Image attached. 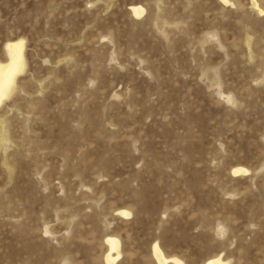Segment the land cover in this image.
I'll return each mask as SVG.
<instances>
[{
	"label": "rangeland",
	"instance_id": "obj_1",
	"mask_svg": "<svg viewBox=\"0 0 264 264\" xmlns=\"http://www.w3.org/2000/svg\"><path fill=\"white\" fill-rule=\"evenodd\" d=\"M230 1L0 0V264H264V0Z\"/></svg>",
	"mask_w": 264,
	"mask_h": 264
},
{
	"label": "bare ground",
	"instance_id": "obj_2",
	"mask_svg": "<svg viewBox=\"0 0 264 264\" xmlns=\"http://www.w3.org/2000/svg\"><path fill=\"white\" fill-rule=\"evenodd\" d=\"M221 1L225 4H233L230 0ZM256 7L260 13H264V9L260 8L258 4H256ZM131 11L135 16L140 17L146 10L143 6L137 4L131 6ZM4 50L6 58L0 60V107L11 99L16 90L19 77L25 73L27 68L24 38L5 42ZM9 77H11L10 82ZM1 134L4 136L5 130H2ZM0 139L3 140L4 137H0ZM248 172L249 169L241 165L235 166L232 170L233 175ZM118 214L127 218L132 215V212L128 209H119ZM105 241L108 246L105 254L106 264H115L122 255L121 240L116 236H107ZM152 254L158 264H184V261L178 256H167L157 240L152 244ZM231 262L232 259L224 258V253H219L208 258L204 264H231Z\"/></svg>",
	"mask_w": 264,
	"mask_h": 264
},
{
	"label": "snow or ice",
	"instance_id": "obj_3",
	"mask_svg": "<svg viewBox=\"0 0 264 264\" xmlns=\"http://www.w3.org/2000/svg\"><path fill=\"white\" fill-rule=\"evenodd\" d=\"M261 15H264V13H261ZM10 80H11V77H9V82H10Z\"/></svg>",
	"mask_w": 264,
	"mask_h": 264
}]
</instances>
